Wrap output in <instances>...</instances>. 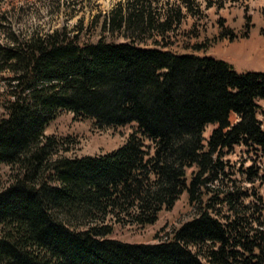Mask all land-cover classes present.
Instances as JSON below:
<instances>
[{
    "label": "trees",
    "instance_id": "trees-1",
    "mask_svg": "<svg viewBox=\"0 0 264 264\" xmlns=\"http://www.w3.org/2000/svg\"><path fill=\"white\" fill-rule=\"evenodd\" d=\"M179 1L163 10L152 0L114 8L104 29L125 42L81 45L63 27L0 44V74L12 75L0 119V169L10 170L0 191V264H264V208L245 204L249 195L238 190L219 201L231 213L226 222L208 206L168 242L110 238L113 222L155 225L184 193L195 206L235 147L264 151V72L240 74L227 61L163 45L183 23L182 7L194 13L195 0ZM245 18L240 35L220 24L218 37L195 51L248 39L255 26ZM61 112L97 130L134 126L117 150L69 158L59 156L69 138L46 135ZM209 125L216 128L206 139ZM247 176L252 182L257 169Z\"/></svg>",
    "mask_w": 264,
    "mask_h": 264
},
{
    "label": "rangeland",
    "instance_id": "rangeland-1",
    "mask_svg": "<svg viewBox=\"0 0 264 264\" xmlns=\"http://www.w3.org/2000/svg\"><path fill=\"white\" fill-rule=\"evenodd\" d=\"M129 0H0V44L11 43L13 37L28 39L33 35H46L54 30L66 27L72 36L78 34L79 43H97L100 38L108 42H125L120 33H107L104 23L108 15L120 4ZM154 7L161 10L182 6L179 0H152ZM194 13H189L182 7L183 23L178 29L168 33L163 45L178 54H197L224 60L230 63L236 72H264V0H195ZM246 15L251 16L254 28L248 39L235 42L219 41L203 51H195L194 46L209 43L221 32L220 24L240 35L244 30ZM153 45V39L146 42ZM10 73L0 74V119L6 115L5 104L10 90ZM259 120L264 129V101L259 102ZM237 116H231L235 123ZM134 125L117 129L97 130L91 120L75 121L69 112H61L51 122L46 135H56L69 138V151L61 152L59 156L69 158L95 156L119 149L125 144ZM215 125L207 126L205 138L208 139ZM58 156V157H59ZM227 163L225 174L220 181L203 189L201 201L195 206L189 203L187 193H184L174 208L163 211L159 221L152 226L120 225L113 222L114 233L110 237L132 244H157L173 239L174 233L185 223L196 218L201 210L213 206L211 212L222 222L231 217L228 207L219 201L227 191L243 192L249 197L245 204L256 203L264 208V151L251 146H237L224 157ZM255 167L258 176L252 182L247 180V169ZM196 169L188 170V180ZM9 167L0 169V191L8 186ZM259 195L262 199L255 197ZM216 196L219 199L213 200ZM217 212V213H216ZM1 237V233H0Z\"/></svg>",
    "mask_w": 264,
    "mask_h": 264
}]
</instances>
